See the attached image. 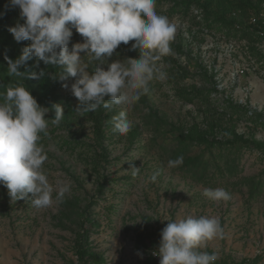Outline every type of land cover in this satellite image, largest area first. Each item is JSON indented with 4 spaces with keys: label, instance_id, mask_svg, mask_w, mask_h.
Returning <instances> with one entry per match:
<instances>
[{
    "label": "rangeland",
    "instance_id": "374dc122",
    "mask_svg": "<svg viewBox=\"0 0 264 264\" xmlns=\"http://www.w3.org/2000/svg\"><path fill=\"white\" fill-rule=\"evenodd\" d=\"M184 1L156 0L157 12L175 25L176 55L162 61L167 78L151 82L149 93L130 106L78 113L70 91L75 81L61 79L62 69L42 61L36 67L31 58L20 71L45 74L24 80L0 64V93L24 84L42 107L63 106L61 124H49L41 141L48 156L43 168L54 189L70 185L63 202L37 210L30 201H12L0 184V264H82L75 248L81 233L90 264H160L153 253L165 219L189 215L220 220L224 239L206 249L219 254L216 264H264V48L259 35L238 28L253 18L264 22V8L245 0H195L190 7ZM83 42L73 29L69 48ZM132 43L122 44L109 63L139 59ZM245 61L255 70L239 76ZM181 92L191 93L193 103L182 101ZM121 111L131 122L127 134L113 131L112 118ZM54 117L53 110L46 118ZM178 157L183 164L169 168ZM132 165L140 168L136 178L126 172ZM216 188L231 199L204 196Z\"/></svg>",
    "mask_w": 264,
    "mask_h": 264
},
{
    "label": "clouds",
    "instance_id": "9594fccd",
    "mask_svg": "<svg viewBox=\"0 0 264 264\" xmlns=\"http://www.w3.org/2000/svg\"><path fill=\"white\" fill-rule=\"evenodd\" d=\"M10 4L19 7L24 23L8 31L17 43H31L15 61L4 55L9 76L24 80L44 76L43 71H20L31 58L36 59V67L42 61L62 69L61 79L75 81L70 91L78 101V113H92L101 106L132 105L149 93L151 82L167 78L162 61L176 55L171 47L175 25L157 12L156 0H10ZM73 29L84 42L70 49ZM130 42H134L132 50H139V59L109 63L116 50ZM93 63L96 67L90 71ZM53 110L54 119H47ZM64 116L62 105L42 107L23 84H9L0 93V184L8 189L12 201H30L32 207L42 210L63 202L70 192L68 184L54 189L49 183L43 168L48 156L41 143L48 137L49 124L59 126ZM112 124L113 131L120 134L131 129L125 111L114 116ZM182 164L183 157L168 161L169 168ZM126 172L136 178L140 168L132 165ZM158 175L153 174L151 181ZM203 194L214 202L231 199L222 188L205 189ZM165 220L169 222L153 253L160 257V264H216L219 254L206 249L209 242L224 239L217 217L189 215L174 222Z\"/></svg>",
    "mask_w": 264,
    "mask_h": 264
},
{
    "label": "trees",
    "instance_id": "16d2710c",
    "mask_svg": "<svg viewBox=\"0 0 264 264\" xmlns=\"http://www.w3.org/2000/svg\"><path fill=\"white\" fill-rule=\"evenodd\" d=\"M194 2L195 0H185L183 2V5H185L186 7H190ZM244 2H245V6L250 7V8H257L258 10L263 8L261 4L262 3L261 0H245ZM0 14H3L2 16H0V64L1 63L6 64L7 61H5L4 59L5 54H7V56L10 59L15 61L22 54L23 48L28 47L31 41H23V42L17 43L13 35L8 31V29L10 28L9 26L10 20L16 18L19 20V24L24 23V21L20 19L19 7H11L10 0H0ZM229 23L231 24L232 22H228V24ZM220 24L223 26L224 24H227V23L220 22ZM247 28L249 31L253 33L255 32V34L257 35L256 27L252 26V29H250V27H246V29ZM246 29L244 30V32H246L247 34L249 32H247ZM191 95H192L191 93H187V92L179 93L180 99L186 103H193V99ZM97 122L99 125L101 124V121L99 119H97ZM199 139H200L199 142H203L205 141L206 138L201 137ZM237 141L245 142L242 139V137L240 139H237ZM252 145H254V143H252ZM83 235L84 234L81 233L76 238V242H75L76 256L80 263L90 264L92 255L89 253V251L85 247V244H84L85 241L83 240Z\"/></svg>",
    "mask_w": 264,
    "mask_h": 264
},
{
    "label": "built area",
    "instance_id": "2783aa9c",
    "mask_svg": "<svg viewBox=\"0 0 264 264\" xmlns=\"http://www.w3.org/2000/svg\"><path fill=\"white\" fill-rule=\"evenodd\" d=\"M261 4L262 7L264 8V0H261ZM196 16L199 17L200 12H198V10L195 11ZM252 26L257 28V35H259V37L261 38V45L260 47L263 49L264 48V22L263 20H260V22L258 23L256 21L255 18L252 19V21L250 23L248 22H240L238 23V28H243V27H250V29H252ZM236 43V42H235ZM242 47L243 50H247L248 53H246L247 55H249V50H250V46H249V41H245L242 43ZM250 70H255L254 66L249 65L246 61L243 65H241L238 69V75L239 76H244L246 75ZM247 264V263H244Z\"/></svg>",
    "mask_w": 264,
    "mask_h": 264
}]
</instances>
